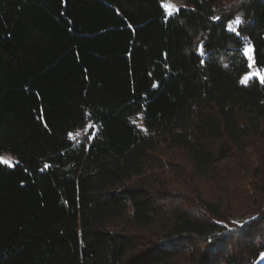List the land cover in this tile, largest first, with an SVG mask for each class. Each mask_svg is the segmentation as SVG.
<instances>
[{
    "label": "trees",
    "instance_id": "trees-1",
    "mask_svg": "<svg viewBox=\"0 0 264 264\" xmlns=\"http://www.w3.org/2000/svg\"><path fill=\"white\" fill-rule=\"evenodd\" d=\"M175 1L0 0V264H264V0Z\"/></svg>",
    "mask_w": 264,
    "mask_h": 264
},
{
    "label": "rangeland",
    "instance_id": "rangeland-1",
    "mask_svg": "<svg viewBox=\"0 0 264 264\" xmlns=\"http://www.w3.org/2000/svg\"><path fill=\"white\" fill-rule=\"evenodd\" d=\"M164 4H171L175 8H177V7L182 5L181 2L175 1V0H162V5H164ZM232 20H234V19H232ZM233 26L236 27V25H233ZM252 55H253V53H252ZM253 58H254V56H253ZM246 60H247V58H246ZM248 64H249V61L247 60V66H248ZM247 70L248 71H246L245 73L242 74L240 80L247 75V76L250 77L247 80V82H248L249 80H251L253 78H258L257 76L251 75L252 73H264L262 68H259L255 64H253V66L251 68L248 67ZM240 80H239V82H240ZM2 157L5 158V159H9L11 161V163L13 162V159L9 155H5L4 154V155H2ZM174 168L176 170H181V168H183V167L179 166V167H174ZM166 177L169 180V186H171V187L177 186L178 188L182 189V191L189 192V190H187L185 187L182 186L183 183H181V181H182V182L186 183L187 185H189V180H190L189 177L187 178L185 175H183V172L178 171V172L173 173L172 175L169 174V176H166ZM182 177H185V178H182ZM197 186H199V190L198 191H200V194L202 196L212 197L213 199L217 198V196L224 197L223 193H221V189H220L219 186L216 187L215 185H212V184H210L208 182H204V183L198 182ZM231 199H235L236 201H240V199H242V197L240 195L238 196L237 194H235V195L233 194Z\"/></svg>",
    "mask_w": 264,
    "mask_h": 264
},
{
    "label": "snow or ice",
    "instance_id": "snow-or-ice-1",
    "mask_svg": "<svg viewBox=\"0 0 264 264\" xmlns=\"http://www.w3.org/2000/svg\"><path fill=\"white\" fill-rule=\"evenodd\" d=\"M163 7L167 11L168 16H172L175 12L178 11L171 4H164ZM211 19L216 21V20H220L221 17L214 16V17H211ZM244 24H245V22L239 16H236L234 20L230 19L228 21L227 28H228V30L231 33H234L235 36L240 37L241 34H242V30H243ZM233 25H236V27H234ZM129 27H131V25H129ZM200 51H201V54H203V49L202 48L200 49ZM242 51H243V57H246L247 60L249 61L248 67L251 68L253 66V64L255 63L253 55H252V53L254 52V47H253L252 43L251 42L245 43L243 45ZM201 63H203V61H201ZM251 75L257 76L260 79V82L264 83V73H252ZM249 78L250 77L246 75L244 78H242L240 80V83H242V84L246 83ZM152 87L155 88V87H157V85L154 83L152 85ZM41 119H43V118L41 117ZM133 123H135V121H133ZM89 127H94V125H89ZM85 132H87V129H85ZM71 135L72 134L70 133L69 136H71ZM76 135L79 136L80 133H76ZM90 138L91 137H89V139ZM0 164H4V165H7L8 167H12L11 161L9 159H5L3 157H0ZM48 167H49L48 164L44 165L45 169H47ZM260 256H261L262 259H264V252L260 253Z\"/></svg>",
    "mask_w": 264,
    "mask_h": 264
}]
</instances>
